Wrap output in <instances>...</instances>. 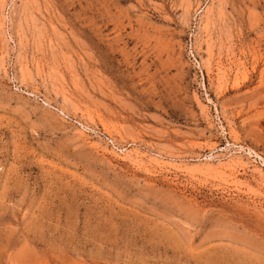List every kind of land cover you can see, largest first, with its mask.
<instances>
[{"label":"rangeland","instance_id":"1","mask_svg":"<svg viewBox=\"0 0 264 264\" xmlns=\"http://www.w3.org/2000/svg\"><path fill=\"white\" fill-rule=\"evenodd\" d=\"M0 264H264V0H0Z\"/></svg>","mask_w":264,"mask_h":264}]
</instances>
